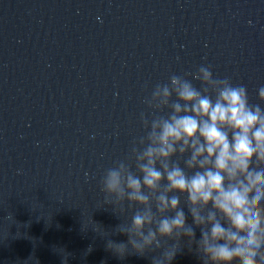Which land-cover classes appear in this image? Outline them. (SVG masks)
Instances as JSON below:
<instances>
[{
  "label": "water",
  "instance_id": "obj_1",
  "mask_svg": "<svg viewBox=\"0 0 264 264\" xmlns=\"http://www.w3.org/2000/svg\"><path fill=\"white\" fill-rule=\"evenodd\" d=\"M200 66L264 107V0H0V264H151L111 250L139 206L100 181L136 171L155 85ZM181 245L171 264H202Z\"/></svg>",
  "mask_w": 264,
  "mask_h": 264
},
{
  "label": "clouds",
  "instance_id": "obj_2",
  "mask_svg": "<svg viewBox=\"0 0 264 264\" xmlns=\"http://www.w3.org/2000/svg\"><path fill=\"white\" fill-rule=\"evenodd\" d=\"M192 76L199 88L178 75L155 85L146 100L154 115L140 117L147 143L136 171L121 162L101 178L106 201L139 206L118 226L128 239L111 241V250H160L151 264H171L183 237L189 249L195 243L202 264H232L235 257L264 264V107L249 103L244 86L215 78L211 66ZM258 97L264 100V86Z\"/></svg>",
  "mask_w": 264,
  "mask_h": 264
}]
</instances>
